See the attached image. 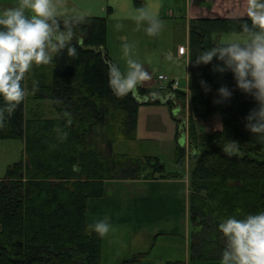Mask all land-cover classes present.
<instances>
[{
	"label": "trees",
	"instance_id": "16d2710c",
	"mask_svg": "<svg viewBox=\"0 0 264 264\" xmlns=\"http://www.w3.org/2000/svg\"><path fill=\"white\" fill-rule=\"evenodd\" d=\"M135 4L142 6L144 0ZM89 17L90 22L77 30V56L64 49L52 63L34 66L26 76L25 98L0 127V138L25 141V158L11 163L0 178V264H101L103 236L88 227L89 198L106 194V180L181 177L188 156L196 160L191 173L192 225L205 223L213 209L226 216L264 208V145L244 120L257 102L234 88L230 102L214 103L221 84L235 85L233 73L213 71L212 62L195 63V55L222 41L223 34L244 32L242 26L251 24L250 17L190 20V150L178 144L172 170L158 156L117 153L114 146L119 138H137L141 105L166 103L173 110L176 99L185 102L186 93L178 89L164 102L162 94L139 85L134 93L116 97L108 85V17ZM201 78L212 85L210 92L204 91ZM29 99L51 101L57 115L29 110ZM218 111L222 128L199 131L194 119ZM172 115L178 121V138L181 121L174 111ZM57 126L67 130L66 139H59ZM231 139L240 142V150L230 156L223 144ZM218 223L215 246L197 255L199 249L191 242L192 258L218 260L215 252L222 251L225 239ZM141 258L135 256L132 262Z\"/></svg>",
	"mask_w": 264,
	"mask_h": 264
},
{
	"label": "clouds",
	"instance_id": "9594fccd",
	"mask_svg": "<svg viewBox=\"0 0 264 264\" xmlns=\"http://www.w3.org/2000/svg\"><path fill=\"white\" fill-rule=\"evenodd\" d=\"M247 14L251 24L242 26L246 38L217 41L204 47L195 55V63L212 62L213 71L233 73L235 85L221 84L216 89L214 103L230 102L234 88L254 97L257 103L245 115V127L264 145V0H248ZM130 18L138 30L143 29L150 36L159 35L165 28L158 10L150 6L137 7ZM89 22L88 13L64 0H15L12 4L0 5V97L4 101L0 103V127L25 98L27 74L34 66L52 63L64 49L69 56H77L80 40L77 30ZM120 27L117 23L116 28ZM119 39L123 63L112 57L107 60L108 85L116 97H125L151 79V73L138 58L127 35L121 34ZM167 58H173L171 52ZM201 85L205 92L212 90L204 78ZM33 86H38V82L34 80ZM55 130L59 139L67 138V130L60 126ZM223 148L228 155H235L240 150V142L231 139ZM88 227L103 236L109 232L111 223L105 216L95 218ZM217 227L225 238L221 264H264V208L223 216Z\"/></svg>",
	"mask_w": 264,
	"mask_h": 264
},
{
	"label": "crops",
	"instance_id": "0c3cea01",
	"mask_svg": "<svg viewBox=\"0 0 264 264\" xmlns=\"http://www.w3.org/2000/svg\"><path fill=\"white\" fill-rule=\"evenodd\" d=\"M2 1L5 0H0V3ZM14 2L15 0H12L11 4ZM64 2L88 14L106 15L108 35L111 24L115 21H125V25L129 26L136 23L130 18L131 13L138 7L135 0H64ZM144 5L158 10L159 15L166 22L170 19L185 21L188 25V35L190 20L195 15L199 17L220 15L217 4L212 3L211 0H144ZM117 34H126L128 40L130 39L129 30L124 28ZM138 38L140 39L135 41L134 45L140 42L141 37ZM186 45H178L177 56L186 55L189 74V36ZM181 48L184 49L183 52L179 51ZM139 53V57L141 56V60L152 74L151 54H148L145 46H141ZM154 80L159 81V84L162 83L158 75L156 78L151 75V84H148L147 80L140 85L153 86ZM168 107L166 104L141 105L139 110L144 108L143 117L144 113L149 111L148 119L143 118L144 128L147 126L145 134L147 137L155 139L163 137L165 132L158 129L160 121L164 120L170 125L167 140L172 149L175 139L177 145L178 124ZM187 145L188 142L186 147ZM181 173V177L106 180V194L89 198L87 222L91 223L95 218L107 216L111 223L109 232L103 235L101 264H169L170 262L221 264V260L216 259L190 258V238L193 228L190 217L191 184L190 175L183 167ZM138 255L142 256L141 260L132 262V258Z\"/></svg>",
	"mask_w": 264,
	"mask_h": 264
},
{
	"label": "rangeland",
	"instance_id": "374dc122",
	"mask_svg": "<svg viewBox=\"0 0 264 264\" xmlns=\"http://www.w3.org/2000/svg\"><path fill=\"white\" fill-rule=\"evenodd\" d=\"M11 1L12 0H5L4 2L2 1L0 4H4V5L11 4ZM211 2L212 3L214 2L215 4H217V9L219 10V13H220V15L213 16V17H226V16L229 18L249 17L247 14L248 0H211ZM198 17L199 16L195 15L194 18H198ZM117 23L121 25L119 29L116 28ZM187 26L188 25L185 23V21H182V19L177 20V21L170 19L167 22L165 20V28L162 30V32L157 36H150L143 29L138 30L136 28V23L131 24L129 26L128 24L125 25V21H115L111 24V28H110V32H109L108 40H107V46H108L107 50H108L109 55L112 58L120 60L121 63H123V58L121 56V49L119 47L120 35L117 33L121 29L123 30V28L125 30H129V35H130L129 41L132 42L133 44L135 41L140 39L138 37H141L140 42L134 45L135 52L138 58L142 59L141 56L139 57V54H140L139 49L141 48V46L142 47L145 46L146 49L148 50V54H151V59H152V64L150 66L151 71H152L151 75L154 78H156L157 75L160 73L167 74L171 78H175L176 80H179L180 88L183 90H186V92L188 93V95H185L182 99V100H185V102L182 103V101H180L179 99H176L177 101H176L175 106H177L178 104L182 106L181 111H179L177 115L180 119L184 117L187 119V125H188L187 141H190L189 125H190V120H191L190 116L191 114H193V108L191 105L192 96H191V90H190V85H189L188 64L185 61L186 55H183L180 57L177 56L178 55V45L179 44L186 45L188 42L189 35H188ZM246 36H247V33L245 32H229V33L223 34L221 37V40L226 41V40H231V39H244L246 38ZM169 52H171L173 56L171 60L167 58ZM162 81H163L162 82L163 84H168V81L166 80H162ZM150 82H151V79L147 81L148 84H151ZM158 84H159V81L154 80L153 86L152 85L149 86L150 89L153 91V93L155 92L157 94H162L164 92H167V91H164L162 88L158 87ZM174 92L175 91H173V93ZM175 96L177 95L175 94ZM186 104H188V107ZM143 105L149 106V104H143ZM155 105H160V104H155ZM28 109L38 110V112L40 111L43 116H47V117H52V116L57 115L56 110L53 108V105L51 101L49 100L38 102V101H35L34 99H29ZM169 110L171 112L170 108ZM143 111H144V108L141 109L140 113L138 114L137 139L136 138L135 139L119 138L115 142V146H114L115 152L127 153V154H131L134 156H139V157L140 156L145 157L146 155L158 156L160 160L164 162L165 165L167 166V170H172L175 167V163H176L177 147H178L179 140L177 141V145H176V139H175L174 148L171 149L169 147V142L167 140V134H169L170 125L164 120L160 121L158 125V129H161L165 132L163 137L160 139L147 137L145 135L147 132V126L146 128H144L143 122H144V119L146 120L148 119L147 115L149 114V111L144 113V117H143ZM139 119H141L140 126H139ZM194 120H195L196 126L199 131L201 130L212 131L217 128L221 129L222 127L220 128L217 125L218 124L223 125V116L220 111L214 112L206 116L203 115L200 117H196V119ZM175 121L178 124V121L176 119ZM138 135H141V137H138ZM186 144L184 145L186 146ZM186 150L187 151L190 150V143H188ZM24 154H25V141L23 139L21 138H12V139L0 138V178L5 176L8 166L11 163L20 160L22 157L25 158ZM195 164H196V160H192L191 158H189V156L187 157V159L185 160L183 164L184 171H186V173L190 175V184L192 181L191 173H192V169ZM190 201H191V197H190ZM190 207H191V202H190ZM218 212L219 211H215L213 209V211L211 212L210 216L208 217L205 223L200 224V225H196V224L193 225V228L191 230L192 236L190 239H191V242H193L194 244V249L196 248L199 249V251L196 252L197 255L204 254L206 250L208 249L207 248L208 245L212 246V248L215 246L214 242L218 238L217 233H215L216 232L215 225L217 221H219V219L223 217L222 215H219ZM190 251H191L190 258H192L193 255L195 256V251L193 253L191 243H190ZM221 252H218V250L215 252V254L219 256L218 260H221Z\"/></svg>",
	"mask_w": 264,
	"mask_h": 264
},
{
	"label": "water",
	"instance_id": "95a60500",
	"mask_svg": "<svg viewBox=\"0 0 264 264\" xmlns=\"http://www.w3.org/2000/svg\"><path fill=\"white\" fill-rule=\"evenodd\" d=\"M105 57L108 58V55L105 53ZM173 94H170L167 98H172ZM166 98V99H167ZM166 99L164 100V102L166 101ZM180 109V107L178 106L177 108H175V111H178ZM186 137H187V125L185 120H183L182 122V131H181V136L179 138V142L184 145L186 142Z\"/></svg>",
	"mask_w": 264,
	"mask_h": 264
},
{
	"label": "built area",
	"instance_id": "2783aa9c",
	"mask_svg": "<svg viewBox=\"0 0 264 264\" xmlns=\"http://www.w3.org/2000/svg\"><path fill=\"white\" fill-rule=\"evenodd\" d=\"M159 77H160L161 79H165L167 76L164 75V74H160ZM176 86H177V82L174 84V87H176Z\"/></svg>",
	"mask_w": 264,
	"mask_h": 264
}]
</instances>
